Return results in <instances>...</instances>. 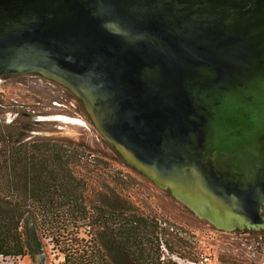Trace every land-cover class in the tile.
Listing matches in <instances>:
<instances>
[{
    "label": "water",
    "instance_id": "obj_1",
    "mask_svg": "<svg viewBox=\"0 0 264 264\" xmlns=\"http://www.w3.org/2000/svg\"><path fill=\"white\" fill-rule=\"evenodd\" d=\"M29 71L198 216L262 223L264 0H0V74Z\"/></svg>",
    "mask_w": 264,
    "mask_h": 264
},
{
    "label": "trees",
    "instance_id": "obj_2",
    "mask_svg": "<svg viewBox=\"0 0 264 264\" xmlns=\"http://www.w3.org/2000/svg\"><path fill=\"white\" fill-rule=\"evenodd\" d=\"M22 117L0 128V254H38L47 238L61 264H157V248L145 241L151 223L104 179L93 190V177L126 187L121 171L88 142L35 133L38 120ZM81 226L86 239L76 234Z\"/></svg>",
    "mask_w": 264,
    "mask_h": 264
},
{
    "label": "rangeland",
    "instance_id": "obj_3",
    "mask_svg": "<svg viewBox=\"0 0 264 264\" xmlns=\"http://www.w3.org/2000/svg\"><path fill=\"white\" fill-rule=\"evenodd\" d=\"M24 115L38 120L34 125L35 133L86 141L96 156L106 160L110 169L121 171L118 174L125 180L126 187L107 177H93V190L99 189L104 179L118 191L119 196L133 205L136 215L151 223L145 241L153 251L157 248V264H180L201 254L208 255V264H264V230L217 227L136 168L124 164L123 158L121 160L104 143L105 139L91 123L81 101L63 85L48 82L35 73L0 75V128ZM54 115L76 120L63 121L53 118ZM99 174L102 175L101 172ZM86 229V226L79 227L78 238L89 237ZM41 241L42 252L11 256L12 264H61L62 253L57 247L47 238H41Z\"/></svg>",
    "mask_w": 264,
    "mask_h": 264
},
{
    "label": "flooded vegetation",
    "instance_id": "obj_4",
    "mask_svg": "<svg viewBox=\"0 0 264 264\" xmlns=\"http://www.w3.org/2000/svg\"><path fill=\"white\" fill-rule=\"evenodd\" d=\"M20 73H35V74H38L39 76H41L42 78L48 80V82H51V83H54V84H58V85H61L59 84L58 82L54 81L53 79L51 78H48L44 75H42L41 73L37 72V71H29V72H3L1 73L0 75H7V74H11V75H14V74H20ZM71 92V91H70ZM71 94H74L71 92ZM59 117H65V118H69V119H72L73 117H69V116H65V115H57ZM259 214L264 218V206H261L260 210H259ZM238 228H244V229H247V230H258L259 228H261L262 230H264V224H261V225H252V226H237L235 225L233 227V229H238Z\"/></svg>",
    "mask_w": 264,
    "mask_h": 264
},
{
    "label": "built area",
    "instance_id": "obj_5",
    "mask_svg": "<svg viewBox=\"0 0 264 264\" xmlns=\"http://www.w3.org/2000/svg\"><path fill=\"white\" fill-rule=\"evenodd\" d=\"M208 259H209L208 255L201 254L196 259H189L180 264H208ZM0 264H12L11 256L8 254L6 255L0 254Z\"/></svg>",
    "mask_w": 264,
    "mask_h": 264
},
{
    "label": "bare ground",
    "instance_id": "obj_6",
    "mask_svg": "<svg viewBox=\"0 0 264 264\" xmlns=\"http://www.w3.org/2000/svg\"><path fill=\"white\" fill-rule=\"evenodd\" d=\"M59 119H60V120H63V121H72V120H75V118H72V119L67 118V119H65V118H63V117H59ZM65 123H66V122H65ZM225 219H226V218H225ZM261 224H264V218H263ZM261 224H258V225H261Z\"/></svg>",
    "mask_w": 264,
    "mask_h": 264
}]
</instances>
